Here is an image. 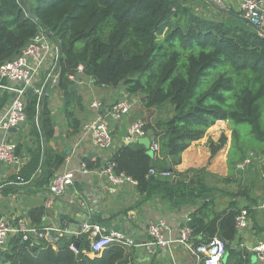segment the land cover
Listing matches in <instances>:
<instances>
[{
    "label": "trees",
    "instance_id": "trees-1",
    "mask_svg": "<svg viewBox=\"0 0 264 264\" xmlns=\"http://www.w3.org/2000/svg\"><path fill=\"white\" fill-rule=\"evenodd\" d=\"M24 4L35 18L27 14ZM233 13L227 12L226 20L211 19L185 5L184 0H0V64L17 57L43 28L59 43L58 88L72 133L79 130V121L70 107V76L77 74L79 64L94 84L120 85L130 96H139L145 108L161 112V116L144 121L159 142V160L152 161L149 150L136 142L118 146L108 162H114L115 173H124L136 182V205L155 197L181 207L218 189L200 183L198 174L203 169L194 170V178L188 175L192 170L184 174L173 169L180 163L181 153L216 121L232 124L233 143L227 157L230 169L246 159L241 128L249 127L253 142L264 144V29L259 33ZM25 113L28 135L35 143L18 176L46 187L55 175L51 168L64 159L51 150L44 155L45 143L54 133L47 100L43 98L37 106V98L28 93ZM226 141L223 133L217 141L209 140L210 156ZM15 152L20 156L19 146ZM84 162L88 168L104 166L101 160L84 158ZM40 167L43 171L38 176ZM151 167L173 172L177 180L159 176L151 180ZM228 195L233 200L219 211L213 198L207 194L200 198L199 206L188 215L190 241L197 245L217 236L226 243V263L252 264L249 253L238 250L234 243L238 234L235 217L240 210L236 199L246 193ZM259 197H248V201L255 204ZM42 212V208L32 211L30 223L38 226ZM65 218L61 217L62 229L66 228ZM61 240L65 245L57 249L45 240L34 248L30 240L17 236L0 251V258H5L3 264H122L121 245H109L91 257L81 252L75 255L69 248L72 241H78V248L87 250L86 234L62 236Z\"/></svg>",
    "mask_w": 264,
    "mask_h": 264
},
{
    "label": "crops",
    "instance_id": "crops-1",
    "mask_svg": "<svg viewBox=\"0 0 264 264\" xmlns=\"http://www.w3.org/2000/svg\"><path fill=\"white\" fill-rule=\"evenodd\" d=\"M27 1L32 2L33 0ZM184 4L194 8L198 13L203 14L212 11L208 8L209 4H207L206 0H185ZM223 13V11H220L217 15ZM219 19H222V17ZM78 76L80 79L78 82L76 81V75L73 78L70 77L73 80L72 85L76 84V86L73 90L69 88L70 92L73 93L70 107L74 117L79 121V130L77 132L72 133L71 128L68 127L64 115L62 91L56 87H47L46 92L48 95H44L54 122V133L52 138L45 143L44 155L47 156V151L51 150L54 154L63 156L62 164L55 168L52 167L51 170L55 174L73 171L75 173L73 185L68 187L63 195L57 197L50 207H45L47 186L40 188L35 185L34 180L21 181L18 179L19 167L27 161V151L35 143L34 138L30 139L28 135L30 126L28 121L26 120L22 125L13 127V130L9 129L7 132L0 129V142H10L15 148L19 146L20 157L24 158V162L18 166L0 167V216L8 217L11 220L23 218L30 223L32 211L42 208L43 212L40 215L38 227L59 228L61 227V217L63 215L66 217L64 222L67 227V220L82 212V214L87 216V223L99 224L104 229V232L114 229L135 240V246L124 248L122 264H197L195 257L178 241L180 230L187 227L188 215L199 206L202 200L200 198H206L207 196L213 198L216 210L219 211L226 208L233 200L228 193L235 191L223 189L218 182H216L217 185H206L207 177H205L204 171V173L198 174L200 183L207 187L215 186L214 188L218 189L212 193L203 194L200 198L193 201L192 204H184L181 207L172 206L170 203L162 202L154 197L136 205L135 202L139 198L136 182L119 185L111 184L108 182L107 177L100 173L102 168L98 166L88 168L89 171L86 174L78 173L80 164H86L84 158H88L93 162L101 160V162L104 161L102 166L106 165L115 149L122 145L121 137L133 121L137 119L145 121L147 118L151 120L162 114L157 109L145 108L139 96H130L120 85L116 87L99 86L94 84L93 79L84 73H79ZM0 85L11 84L7 80L0 78ZM42 88V85L36 84L31 93L37 98L38 105L42 101L40 99ZM11 96L12 93L7 88L0 87V115L10 101ZM126 96H129L134 104L125 117L113 123L112 135L114 139L111 146L103 150L94 148L89 138L87 136L84 137L82 127L86 121L96 114V110L90 107L91 101L99 100L104 108L103 111H107L110 104ZM208 138V135H204L201 139L193 141L181 153V161L173 169L185 174L190 170L194 171L205 167L207 172H213L207 168L208 165L205 166L206 163L202 164L204 159H207L209 163H213L211 160L215 156L211 157L209 150L206 148ZM42 171L43 168L40 167L37 175L40 176ZM168 179L172 182L177 180L173 172H171V176ZM196 179L198 178L196 177ZM198 189H200V184ZM219 189H223V191ZM251 196L253 195L246 194L238 197L236 203L243 205L246 201L248 202V197L251 198ZM79 201H83L84 205H81ZM159 220L165 222L167 226L165 237L171 242L165 249L156 246L148 254L142 246V243L149 240L147 225L150 221ZM52 234L53 232H50L46 240L49 241L56 235L53 234V236ZM236 238L234 243L237 249L242 252L246 250L250 255L252 264H264V260H260L252 250L258 240L264 239L263 211L254 210L249 212L248 225L245 229L238 231Z\"/></svg>",
    "mask_w": 264,
    "mask_h": 264
},
{
    "label": "built area",
    "instance_id": "built-area-1",
    "mask_svg": "<svg viewBox=\"0 0 264 264\" xmlns=\"http://www.w3.org/2000/svg\"><path fill=\"white\" fill-rule=\"evenodd\" d=\"M209 5L223 10V12L235 11L242 17L249 19L259 27V33L264 29V0H206ZM203 14H206L203 13ZM59 58L60 47L59 43L54 39L53 33L46 29L40 30L29 39L26 45L22 48L20 54L12 60L0 64V78L5 79L11 85H0L7 88L11 93V99L4 107L0 115V129L7 132L12 127H18L26 122V97L29 89L40 84L43 86L41 95L46 92L47 87L58 88L59 80ZM76 75L83 73L81 64L77 66ZM73 78V76H70ZM134 102L129 96L121 98L110 104L107 111H103L101 102L97 99L92 100L90 107L96 110V114L83 124L84 137L87 136L94 148L106 149L109 148L114 139L112 135L113 123L120 121L125 117ZM37 106L38 103H37ZM150 130L145 128V123L142 120H135L128 127L125 134L121 137L122 144L136 143L139 138L146 136ZM135 141V142H133ZM150 156L152 161L160 158L159 142L152 134L150 137ZM24 162V158L20 157L15 152V146L10 142H0V167L9 165H19ZM114 162H108L101 167L108 182L114 185L123 183H135L131 177L124 173L114 172ZM86 164L81 163L78 173H88ZM159 176L161 178H169L171 172L167 170H156L151 167L148 170V175ZM19 180L22 181L20 177ZM75 179L73 171L58 173L53 176L47 185V198L45 207H50L54 200L63 195L68 187L72 186ZM1 197V195H0ZM84 205L83 201H79ZM239 213L235 217V227L238 231L247 227L249 222V212L259 210L264 212V193L260 196L256 203L246 201L240 205ZM87 221V220H86ZM189 221V218H187ZM167 226L164 221H150L147 225L149 240L142 243L145 251L150 254L154 247L166 248L171 242L165 237ZM66 228L55 227H38L28 223L23 218L11 220L8 217L0 216V251L5 250L11 239L20 236L22 241L30 240L35 246L40 245L42 240L48 242L53 249L59 247L61 237L64 236ZM50 232L56 234L52 239L46 240ZM81 234H86L89 239L87 250H80L72 241L69 248L75 255L81 253L94 256L100 253L103 249L112 244L121 245L123 248L135 246V240L125 235L121 231L110 229L104 232V229L97 223L82 224L80 232H75L73 236L79 237ZM190 228L184 227L180 230L179 242L191 253L197 264H228L225 262L226 243L219 237H212L207 243L194 245L190 241ZM52 240V241H51ZM6 247V248H5ZM252 250L256 253L260 260H264V239L258 240ZM234 264V263H231Z\"/></svg>",
    "mask_w": 264,
    "mask_h": 264
},
{
    "label": "rangeland",
    "instance_id": "rangeland-1",
    "mask_svg": "<svg viewBox=\"0 0 264 264\" xmlns=\"http://www.w3.org/2000/svg\"><path fill=\"white\" fill-rule=\"evenodd\" d=\"M27 2L31 3V1ZM208 8L212 11L206 14H200L211 19H219L220 17L225 20L227 19L226 12L217 15L218 12L223 10L216 9L212 5H209ZM43 98L44 93L41 95L40 99L42 100ZM222 133L227 137L225 146L213 157L211 160L213 163L207 162V159H204L202 162V164L206 163L205 166L208 165L207 168L213 171L207 172L205 170L206 168H203V173L205 171L204 174H206L205 177H207V181H205L206 185H217L216 182H218L222 185L223 189L228 191H243L254 197L262 196L264 193V144L253 142L249 127L245 126L244 129L241 128L240 141L242 140V143L247 146L246 159L238 162L235 168L230 169L227 163V157L233 143L232 124L225 120H218L206 130L205 135L209 136L208 141L213 140V138L214 141H217ZM208 141L206 142L207 150H209L207 146ZM195 174L196 172L193 171L188 173V175L193 178Z\"/></svg>",
    "mask_w": 264,
    "mask_h": 264
},
{
    "label": "water",
    "instance_id": "water-1",
    "mask_svg": "<svg viewBox=\"0 0 264 264\" xmlns=\"http://www.w3.org/2000/svg\"><path fill=\"white\" fill-rule=\"evenodd\" d=\"M24 8L27 12V14L32 17V18H35V16L33 15V13L31 12L30 8L28 7V5H25L24 4ZM235 16H237L238 18H241L245 21H247L252 27H254L255 29H259V27L252 21H250L249 19H246L244 17H242L241 15H239L238 13H233ZM80 79H79V76L76 75V81L78 82ZM76 84L72 85L70 87V90H73L75 88ZM29 94L32 93V89H29L28 91ZM11 130H13V127L10 128ZM151 134H152V131H150L146 136L142 137V138H139L137 140V143H140L142 144L146 149L149 150V147H150V137H151ZM135 142V141H133ZM167 162V166H170V163L168 161V159L166 160ZM102 163H104V161H102ZM149 179H155V176L150 174L148 176ZM87 220V216L86 214H82V212H79L77 214H75V216H72L70 217L68 220H67V227H66V231L64 232V236L66 238H71L73 236V234L75 232H80L81 229H82V224H84ZM187 225L189 226L190 224L187 223ZM65 245V241L64 240H61L59 242V247H63ZM74 245L76 247L79 246V242L78 241H74ZM36 246L34 245V248ZM5 261V258L4 257H1L0 258V264H3V262ZM5 264H9L8 262H5Z\"/></svg>",
    "mask_w": 264,
    "mask_h": 264
}]
</instances>
